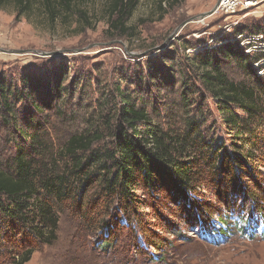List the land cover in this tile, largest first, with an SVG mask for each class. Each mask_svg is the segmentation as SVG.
I'll use <instances>...</instances> for the list:
<instances>
[{
    "label": "trees",
    "instance_id": "1",
    "mask_svg": "<svg viewBox=\"0 0 264 264\" xmlns=\"http://www.w3.org/2000/svg\"><path fill=\"white\" fill-rule=\"evenodd\" d=\"M108 1V32L128 37V23L141 0ZM182 1L161 0L160 8L165 2L174 7ZM78 4L80 0H0V10L14 5L16 20L39 11L49 26L68 17L91 26ZM238 35H264V15L238 25L226 37L228 42H216L220 46L188 55L173 45L164 58L147 61L143 68L138 63L130 78L120 77L125 85L112 91L118 108L110 138L87 130L57 143L51 137L47 114L56 117L61 101L76 99L81 84L75 80L64 87V65L53 70L54 79L49 69L34 76L23 71L17 81L0 74V128L9 132L8 138L0 134V264H27L37 249L51 245L65 210L84 217L91 231H106L104 250L114 245L123 220L131 230L138 226L147 243L161 251L160 242H170L158 232L145 235L150 218L163 222L162 232L174 233L178 212L187 227L196 222L210 227L214 216L224 221L222 206L230 214L264 215L259 167L264 162L259 124L264 81L254 69L264 54L246 55L239 40L231 38ZM230 66L242 71L248 82L230 78ZM191 96L200 98L202 106L211 101V115L221 123L224 141L203 135L209 121L201 123V105L194 107ZM171 97L178 99L179 116L163 112L160 101ZM162 118L167 125L159 122ZM200 182L206 184L202 189L216 194L217 204L197 201ZM94 185L98 189L87 196ZM164 203L171 204L167 212L173 219L163 210Z\"/></svg>",
    "mask_w": 264,
    "mask_h": 264
},
{
    "label": "rangeland",
    "instance_id": "2",
    "mask_svg": "<svg viewBox=\"0 0 264 264\" xmlns=\"http://www.w3.org/2000/svg\"><path fill=\"white\" fill-rule=\"evenodd\" d=\"M218 1L184 0L174 7L165 2L161 9V0H141L128 23L132 29L128 37H118L108 32V0H80L78 6L87 12L91 26L79 23L77 17L62 18L49 26L39 11L30 19L23 17L16 20L14 5H8L0 10V74L6 77L13 75L17 81L23 71L34 76L49 69L54 79L53 70L64 65V87L75 80H80L81 84L76 99L61 101L56 117L54 113L47 114L45 119L51 137L57 143L87 130L110 138L118 108L112 91L118 84L124 88L125 82L120 77L125 75L130 78L135 65L139 63L143 68L147 61L164 58L167 54L165 51L174 47H180L188 55L207 47L215 48L222 44H216L218 41L228 42L226 37L238 25L252 17L260 18L248 15L247 19L208 17L202 20L201 16L213 11ZM240 36H236L235 40L233 36L231 38L233 41L240 40L241 44L243 39H239ZM195 41H200L201 46L192 49ZM250 44L255 48L260 45L257 41ZM262 49L260 52L264 54ZM257 55L259 52L251 57ZM159 62L172 65V62L163 59H159ZM254 69L264 81V59L255 63ZM228 71L230 78L248 82L239 69L230 66ZM161 95H165V92ZM191 97L195 99L194 107H199L202 100ZM177 101L176 97L161 100L163 112L172 111L179 116L177 114L180 112L175 111ZM210 102L206 100L205 105H201L200 115L203 117H200V121H209L202 129L203 135L213 139V142H222L226 135L221 123L215 115H211L214 108ZM163 119L159 122L167 125L168 122ZM259 124L264 132V117ZM0 134L9 137V132L1 128ZM259 163L261 178L264 179V162ZM204 185L202 182L197 185L201 187L195 194L197 201L200 204H217L216 194L202 189ZM95 189H98L96 185L91 187L87 196L91 197ZM139 196L151 201L146 193L140 192ZM169 207H172L171 204L164 203L163 210L167 212ZM220 209L228 219L223 221L214 216L210 220V227H204L205 224L198 226V222L193 227H187L179 212L174 219L167 212L178 230L174 233L162 232L161 220L148 219L149 227L145 235L158 232L162 239L170 242H160L164 245L161 251L147 243L138 226H132V230L128 228L126 220H123L122 227L112 239L114 245L104 250L102 246L107 237L106 231H91L92 227L86 225L84 217L65 210L59 215L56 240L37 249L27 264H264V215L251 211L230 214L223 206Z\"/></svg>",
    "mask_w": 264,
    "mask_h": 264
},
{
    "label": "built area",
    "instance_id": "3",
    "mask_svg": "<svg viewBox=\"0 0 264 264\" xmlns=\"http://www.w3.org/2000/svg\"><path fill=\"white\" fill-rule=\"evenodd\" d=\"M248 15L263 16L264 0H219L211 17H224L225 19H229L233 17L246 18ZM1 38L2 34L0 33V41ZM239 39H243L240 46L248 56H252L264 48V35H241ZM252 41L259 42V47L255 48L250 46ZM0 55H2V51H0Z\"/></svg>",
    "mask_w": 264,
    "mask_h": 264
},
{
    "label": "water",
    "instance_id": "4",
    "mask_svg": "<svg viewBox=\"0 0 264 264\" xmlns=\"http://www.w3.org/2000/svg\"><path fill=\"white\" fill-rule=\"evenodd\" d=\"M213 13H214V10L211 11L210 13H208V14L202 15V16H201V19H202V20H205L206 18L211 17V16L213 15Z\"/></svg>",
    "mask_w": 264,
    "mask_h": 264
}]
</instances>
